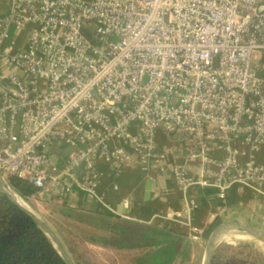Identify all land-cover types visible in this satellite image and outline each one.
Returning <instances> with one entry per match:
<instances>
[{"label": "built area", "instance_id": "2783aa9c", "mask_svg": "<svg viewBox=\"0 0 264 264\" xmlns=\"http://www.w3.org/2000/svg\"><path fill=\"white\" fill-rule=\"evenodd\" d=\"M158 130L199 168L194 177L161 162L180 191L212 187L224 199L237 185L264 196V0H9L0 173L10 191L8 175L30 182V196L64 203L78 192L107 209L97 163L149 173L165 158ZM196 207L189 199L171 217L191 239L202 232Z\"/></svg>", "mask_w": 264, "mask_h": 264}, {"label": "crops", "instance_id": "0c3cea01", "mask_svg": "<svg viewBox=\"0 0 264 264\" xmlns=\"http://www.w3.org/2000/svg\"><path fill=\"white\" fill-rule=\"evenodd\" d=\"M8 7L9 0H0V15L5 14ZM156 142L165 158L154 163L147 174L137 167H127L119 174H115L109 164L97 163L101 173L97 191L104 196L108 204L107 209L101 208L95 200L78 192L69 196L64 203L56 200L54 202L60 207L67 204L89 212L106 210L121 218L174 228L185 234V241L189 244L188 254H204L203 245L206 242L204 230L211 224L215 223V226L228 218L237 219L235 222L242 225L249 223L264 229V196L256 195L249 189L237 185L227 189L224 199H220L212 187L195 185L188 188L186 192H182L176 187L171 177L160 176L161 162L168 160L186 164L189 175L194 177L199 174V168L196 163L186 160L184 145L167 136L162 130H158ZM64 147L54 144V155L57 157L66 155L68 149L65 150ZM212 155L218 158L222 156V153L214 151ZM256 156L259 162L264 163V146L258 150ZM189 199L197 201V207L191 212L192 224L202 230L197 239H191L187 227L171 219L186 207ZM36 215L41 217L38 212ZM250 243L260 249L257 254H264V244L257 239Z\"/></svg>", "mask_w": 264, "mask_h": 264}, {"label": "trees", "instance_id": "16d2710c", "mask_svg": "<svg viewBox=\"0 0 264 264\" xmlns=\"http://www.w3.org/2000/svg\"><path fill=\"white\" fill-rule=\"evenodd\" d=\"M11 190L22 201L35 192L34 186L21 178L8 175ZM24 197V198H23ZM61 214L76 223L104 232L96 240L119 250L140 254L136 264H174L188 257L185 234L174 228L121 218L111 212H89L67 204ZM215 223L208 226L206 238ZM0 264H67L52 240L36 222L0 190ZM211 264H245L235 257L223 258L215 251Z\"/></svg>", "mask_w": 264, "mask_h": 264}, {"label": "rangeland", "instance_id": "374dc122", "mask_svg": "<svg viewBox=\"0 0 264 264\" xmlns=\"http://www.w3.org/2000/svg\"><path fill=\"white\" fill-rule=\"evenodd\" d=\"M64 149L69 150L67 147H64ZM24 199L26 201L22 202L25 207L34 211V214L38 212L41 219L57 235L73 264L137 263L135 260L140 254H137L133 250H119L112 246L104 245L99 241L92 240L97 239L98 236L102 237L104 232L76 223L73 218L64 216L61 214V207L54 200H42L38 196H28L27 199ZM207 237L205 241H207ZM242 238L250 237H229L219 242L215 251L223 258L235 257L244 261L245 264H264V254H257L260 249L253 243H250L255 239ZM205 244L206 242H204V247ZM203 262L204 254H188V257L178 258L175 264H203Z\"/></svg>", "mask_w": 264, "mask_h": 264}, {"label": "water", "instance_id": "95a60500", "mask_svg": "<svg viewBox=\"0 0 264 264\" xmlns=\"http://www.w3.org/2000/svg\"><path fill=\"white\" fill-rule=\"evenodd\" d=\"M0 190L3 191L15 204H17L22 210H24L35 222L36 224L44 230V232L49 236V238L54 243L55 247L57 248L58 252L62 256V258L65 260L67 264H73V262L70 260L68 253L66 252L65 248L62 246L59 238L57 235L53 232V230L49 227L45 221L41 219L38 215L34 214L27 208L23 207L17 200L14 198L11 191L7 188L5 180L3 176L0 173ZM237 221V219L228 218L225 220H222L220 223L214 226V228L210 231L207 241L205 244V250H204V262L203 264H211V260L216 248L215 240L217 234L228 224ZM248 231L262 244H264V229L255 227L249 223L246 224Z\"/></svg>", "mask_w": 264, "mask_h": 264}, {"label": "bare ground", "instance_id": "6f19581e", "mask_svg": "<svg viewBox=\"0 0 264 264\" xmlns=\"http://www.w3.org/2000/svg\"><path fill=\"white\" fill-rule=\"evenodd\" d=\"M14 198L19 202L23 207L25 205L23 204L22 200H20L17 196H15V193H13ZM29 207V205H28ZM26 208V207H25ZM31 209V208H30ZM29 210V208H28ZM31 211V210H30ZM34 212V211H31ZM233 236H247L250 238L256 239L247 229L246 225H242L236 222H232L228 225H226L216 236L215 244L217 245L219 242H222L226 240L229 237Z\"/></svg>", "mask_w": 264, "mask_h": 264}]
</instances>
